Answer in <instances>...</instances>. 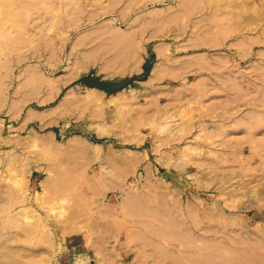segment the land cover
Returning <instances> with one entry per match:
<instances>
[{"label":"rangeland","instance_id":"1","mask_svg":"<svg viewBox=\"0 0 264 264\" xmlns=\"http://www.w3.org/2000/svg\"><path fill=\"white\" fill-rule=\"evenodd\" d=\"M0 264H264V0H0Z\"/></svg>","mask_w":264,"mask_h":264},{"label":"bare ground","instance_id":"2","mask_svg":"<svg viewBox=\"0 0 264 264\" xmlns=\"http://www.w3.org/2000/svg\"><path fill=\"white\" fill-rule=\"evenodd\" d=\"M155 68H157V67H155ZM155 70H157V69H155ZM156 72V71H155ZM154 72V73H155ZM156 74V73H155ZM155 74L153 75V76H155ZM157 75H158V73H157ZM152 76V78H151V80H150V84L151 85H153V84H155L156 82H157V80H158V78H154ZM158 77V76H157ZM71 80V76L70 75H68L67 76V78H65L63 81H61L60 83L61 84H66L68 81H70ZM149 84V85H150ZM137 93V92H136ZM116 95V94H115ZM71 100H73V98H72V95H67V97L65 98V104H63V105H61V106H59L58 108H55V109H53V111L54 112H52L51 113V115L49 116V117H43L42 118V121H43V123L46 125V124H48L50 121H51V119H52V117L54 116V115H56V113L58 114L59 112L57 111V110H62L63 109V107H66V106H68L70 103H71ZM233 101V100H232ZM60 114V113H59ZM172 118H175V116H173V115H167V119H172ZM167 124V123H166ZM166 129L165 131H169V132H171V129H170V127L168 126V124L167 125H163L162 126V129ZM218 132V131H217ZM220 132V131H219ZM218 132V133H219ZM230 143H232V142H230ZM84 149V148H83ZM234 149V148H233ZM196 150H198V149H196ZM212 154V153H211ZM205 155H206V153H205ZM200 156V158L199 159H197V160H195L194 161V163H196V165L199 167V168H201L202 170H204L205 172H208L207 174L210 176V174L211 173H214V172H216L217 171V169L218 168H214L212 165H218V160H212L211 158H209V157H211V156H209V155H207V156ZM213 155V154H212ZM239 156V155H238ZM237 156V157H238ZM213 157H215V158H217V155L216 154H214L213 155ZM217 167V166H216ZM217 173V172H216ZM216 173H214V174H216ZM206 174V173H205ZM213 174V175H214ZM211 178V177H210ZM213 179V178H212ZM167 206V205H166ZM175 224V223H174ZM164 225H165V223H164ZM172 225V224H171ZM179 226V225H178ZM174 228V227H173ZM178 231V230H177ZM159 233V232H158ZM173 233V232H172ZM181 233V232H180ZM188 233V232H187ZM159 234H161V233H159ZM169 234V233H168ZM177 234V233H176ZM182 234V233H181ZM187 235V234H186ZM160 236V235H159ZM182 236V235H181ZM180 237V236H179ZM195 249V248H194Z\"/></svg>","mask_w":264,"mask_h":264},{"label":"water","instance_id":"3","mask_svg":"<svg viewBox=\"0 0 264 264\" xmlns=\"http://www.w3.org/2000/svg\"><path fill=\"white\" fill-rule=\"evenodd\" d=\"M84 83L89 89H96L105 92L107 95H115L127 87L132 80L106 81L100 77L85 76Z\"/></svg>","mask_w":264,"mask_h":264},{"label":"trees","instance_id":"4","mask_svg":"<svg viewBox=\"0 0 264 264\" xmlns=\"http://www.w3.org/2000/svg\"><path fill=\"white\" fill-rule=\"evenodd\" d=\"M144 71H145L144 74H142L141 76H136L134 79L142 78V81H147L148 77H149V74L151 72V66H148L147 64H145Z\"/></svg>","mask_w":264,"mask_h":264},{"label":"crops","instance_id":"5","mask_svg":"<svg viewBox=\"0 0 264 264\" xmlns=\"http://www.w3.org/2000/svg\"><path fill=\"white\" fill-rule=\"evenodd\" d=\"M148 63V60L147 59H143L142 60V64H141V68H140V70L139 71H137V72H135L137 75L138 74H144L145 73V71H144V66H145V64H147ZM152 69H153V67H152ZM151 69V72H150V74H149V77H148V80H149V78H150V75H151V73H152V70Z\"/></svg>","mask_w":264,"mask_h":264}]
</instances>
